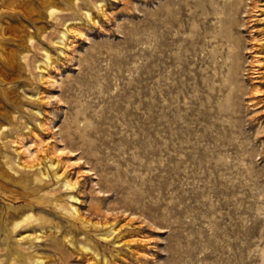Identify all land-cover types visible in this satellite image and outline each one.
<instances>
[{"label": "rangeland", "instance_id": "rangeland-1", "mask_svg": "<svg viewBox=\"0 0 264 264\" xmlns=\"http://www.w3.org/2000/svg\"><path fill=\"white\" fill-rule=\"evenodd\" d=\"M239 1L0 0V264H264V0Z\"/></svg>", "mask_w": 264, "mask_h": 264}, {"label": "bare ground", "instance_id": "bare-ground-1", "mask_svg": "<svg viewBox=\"0 0 264 264\" xmlns=\"http://www.w3.org/2000/svg\"><path fill=\"white\" fill-rule=\"evenodd\" d=\"M241 1V0H240ZM239 1V2H240ZM216 2H218V1H216ZM216 2H215V4H216ZM211 3H212V1H211ZM218 5H219V3H218ZM219 7V6H218ZM236 9H237V7H235ZM218 9V8H217ZM223 9V8H222ZM232 9H233V7H232ZM216 9H214V11H215ZM220 10V9H219ZM227 10V9H226ZM235 10V9H234ZM213 12V11H212ZM227 12V11H226ZM219 13V12H218ZM229 13V12H228ZM237 13V12H236ZM213 14V13H212ZM214 14H217V13H215L214 12ZM232 14V13H231ZM231 14L229 15V16H231ZM217 15H219V14H217ZM233 15H235V14H233ZM88 17H89V15H88ZM225 17H226V14H225ZM232 17V16H231ZM228 18H230V17H228ZM226 19V22H228L227 21V17L225 18ZM230 20V19H229ZM234 20V19H233ZM229 22H231V21H229ZM222 23H224V22H222ZM232 23V22H231ZM224 26V25H223ZM227 28V27H226ZM225 31V30H224ZM228 32V31H227ZM225 34V33H224ZM230 34V33H229ZM223 35V34H222ZM226 35V34H225ZM228 39V38H227ZM235 53V52H234ZM229 56V55H228ZM226 59H227V57H226ZM226 62V61H225ZM29 169H31V168H29ZM39 175L40 176H43L44 174L43 173H41V172H39ZM38 179L36 178V181H37ZM39 181V180H38ZM15 229V228H14Z\"/></svg>", "mask_w": 264, "mask_h": 264}]
</instances>
